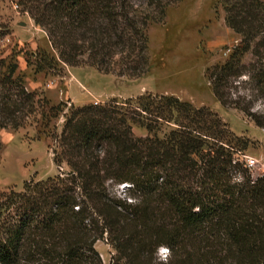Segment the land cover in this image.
<instances>
[{"label": "trees", "instance_id": "1", "mask_svg": "<svg viewBox=\"0 0 264 264\" xmlns=\"http://www.w3.org/2000/svg\"><path fill=\"white\" fill-rule=\"evenodd\" d=\"M179 1L18 4L64 63L138 78L152 67L148 26L164 22ZM221 3L242 39L209 70L212 91L264 128V108L255 107L264 101V0ZM17 69L16 61L0 58V130L64 112L52 136L53 159L68 171L0 193V264H104L96 243L105 237L117 251L112 264H153L160 245L171 249L169 264H264V175L252 177L240 157L248 140L218 113L151 92L72 103L65 111L63 102L50 106L30 91ZM134 125L148 134L136 135ZM124 183L138 201L111 191Z\"/></svg>", "mask_w": 264, "mask_h": 264}, {"label": "rangeland", "instance_id": "2", "mask_svg": "<svg viewBox=\"0 0 264 264\" xmlns=\"http://www.w3.org/2000/svg\"><path fill=\"white\" fill-rule=\"evenodd\" d=\"M147 33L152 64L148 73L138 78L103 73L95 67L61 61L47 32L22 10L18 0H0V58L16 61L17 74L26 87L46 97L50 106L63 102L66 111L72 103L103 104L146 92L172 94L218 113L237 136L248 140L240 157L256 159L252 177L264 175V128L238 109L223 106L208 77L209 70L222 64L242 39L227 25L221 0H180L168 6L164 22L150 24ZM255 107L263 109V99ZM44 111L48 113V107ZM63 113L58 117L39 113L24 127L0 130V193L20 191L25 182L68 171L66 164L58 166L53 159L52 136L62 129ZM133 128L136 135L148 134L139 125ZM159 135L162 137L163 132ZM129 186L118 184L111 191L128 202L138 201ZM96 249L104 264H112L117 251L106 237L97 241Z\"/></svg>", "mask_w": 264, "mask_h": 264}, {"label": "clouds", "instance_id": "3", "mask_svg": "<svg viewBox=\"0 0 264 264\" xmlns=\"http://www.w3.org/2000/svg\"><path fill=\"white\" fill-rule=\"evenodd\" d=\"M171 249L165 245H160L154 253L153 264H169Z\"/></svg>", "mask_w": 264, "mask_h": 264}, {"label": "built area", "instance_id": "4", "mask_svg": "<svg viewBox=\"0 0 264 264\" xmlns=\"http://www.w3.org/2000/svg\"><path fill=\"white\" fill-rule=\"evenodd\" d=\"M242 160L245 162V165L248 168H250V169L256 164V159L255 158H251V157L245 156L244 159H242Z\"/></svg>", "mask_w": 264, "mask_h": 264}, {"label": "water", "instance_id": "5", "mask_svg": "<svg viewBox=\"0 0 264 264\" xmlns=\"http://www.w3.org/2000/svg\"><path fill=\"white\" fill-rule=\"evenodd\" d=\"M126 186H128V185H126Z\"/></svg>", "mask_w": 264, "mask_h": 264}]
</instances>
